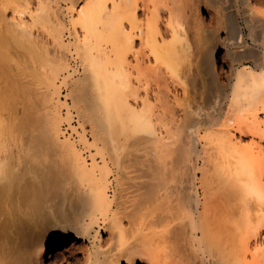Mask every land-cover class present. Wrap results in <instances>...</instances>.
<instances>
[{"label":"bare ground","instance_id":"6f19581e","mask_svg":"<svg viewBox=\"0 0 264 264\" xmlns=\"http://www.w3.org/2000/svg\"><path fill=\"white\" fill-rule=\"evenodd\" d=\"M68 3L70 25L59 0H0V85L42 84L55 104L32 133L79 175L62 181L71 196H15L47 184L16 174L24 152L11 131L28 116L0 115V264H53L61 246L67 264H264V0ZM71 45L83 64L75 78ZM59 82L83 90L75 99L91 103L103 131L101 144L81 136L102 156L91 168L61 138ZM177 109L202 159V190L188 196L166 180L188 162L173 159ZM139 159L164 180L156 195L109 194L107 172Z\"/></svg>","mask_w":264,"mask_h":264},{"label":"rangeland","instance_id":"374dc122","mask_svg":"<svg viewBox=\"0 0 264 264\" xmlns=\"http://www.w3.org/2000/svg\"><path fill=\"white\" fill-rule=\"evenodd\" d=\"M69 1L70 0H59L61 9L64 10L63 12L64 15L62 16L65 21V24L67 25H70V15L67 13V7L69 5L68 3ZM203 12H204L203 14L206 17L207 15L206 11L203 10ZM67 35L68 34H66V38H68L67 39L68 41L70 38ZM70 48L71 51H68L66 53V58L70 63V68H71L70 73L73 72L72 73L73 78L77 76H82L83 64L81 61L82 60L81 56L78 54V52L75 51L73 45H71ZM221 55H223V53ZM220 70L221 68H219V71ZM62 76L65 75L63 74ZM60 82L58 83L61 92L59 108H61L60 112L63 117V121L61 124V130L63 132H61L62 133L61 138L65 139L66 137L68 138L69 136V138L72 141L74 140L76 147L83 152V155L85 156V158L87 159V163L89 164L88 166L91 168L93 166L92 164L94 161H97L99 159L97 162L100 163L103 162L102 158H100L102 156L96 153L98 152V148L96 145L93 144L92 146L90 145L85 146V144L82 142L81 136L83 137L85 135L86 138H88V140L92 141V143L99 142L101 144L103 143L101 142L103 131L99 129L100 128L98 126L99 124H97V122L93 118V111H92L93 109L91 107V103L90 102L87 103V101L82 99L77 101L75 99L76 92L78 93L81 92L79 93V95H81L83 90H81L80 88L78 89L76 88L75 91L73 90V93H71L72 91L71 89L73 87L72 84L69 83L64 85V83H60ZM41 85L42 84H38V83L27 85V87L26 86L6 87L0 85V110H1L0 115L1 114L2 116L5 115L8 118V120L9 118L11 120L12 119L14 120L15 119L14 117H19L20 115L22 116L23 114L28 116L29 119L27 121V124L26 123L23 124L24 127L22 125H17L19 124V122L14 123L15 125H17L16 127L13 128L15 129L14 131L12 130L14 124H11V130L13 131V132L11 131V133L12 134L14 133V135H12L14 136L12 141H15L12 142L14 147L11 148L18 152V147L22 146V150L24 152V154L19 160L17 159H16L17 161L15 160L17 163L14 161V163L17 164L15 166L16 174H20V180L26 183L44 182L45 184L49 185L52 182L54 184V186L52 183L50 185L53 188L44 185L45 189L37 185L36 187V189L38 188L37 190L26 191L24 193L18 192L16 193L15 196H58V195L71 196L72 191H69L70 189L64 187L62 183L66 181L68 182L71 180L72 181L77 180L76 178L79 175H76L77 173L76 171L78 170H75L76 168L75 165L71 164L68 159L63 158L62 156L57 154V152H53V148L50 147L48 144H46L41 137L38 136L36 137L32 133L34 132L32 131V129L33 130L35 129L34 133L38 132L39 128L43 129L45 118H47L52 113V108H54L53 105L55 104L54 102H50L51 96L42 94L43 92L41 91L43 86ZM20 88L22 89V91H20L21 90ZM144 88L146 87L141 88L140 91L141 93L143 92V90L144 92L146 91V89ZM53 91L54 88L50 89V93ZM150 93H151L150 100L151 97H153L152 99H154V96L152 94V89ZM134 101L135 100H133V102ZM154 101H156V99H154ZM141 102L142 101H137L136 105L142 104ZM75 104L77 105V107ZM6 108H8V110ZM6 111L7 112L9 111L8 112L9 114ZM10 112L13 117L10 115ZM181 112H182L181 109H177V112L174 117L175 120L173 119L176 125L175 127L176 133L174 132V136L176 138V137H180L179 135H181L180 139H182V143H179L178 148L173 155V159L175 160V163H177L178 160L182 161L183 159L188 158V162L187 165L182 166L180 169L175 170L171 175H169L166 178V180L169 181L170 183L169 190L173 194V196H175L174 195L175 193L177 196H180L177 194L178 192L179 194H181V196H185V195L188 196L187 195L188 193L195 194L199 190L201 192L202 182H203V177H202L203 172L202 169L199 168V166L201 167L202 159L196 151L193 152L192 150H190L189 139H191V135H189L190 132L188 133L190 128L187 127L186 124L184 125V123H186L187 121L184 120L185 119L184 115ZM13 113L15 116L13 115ZM70 115L72 120L68 119V117L70 118ZM168 118H170V115H168ZM13 122L15 121H12V123ZM177 123H179L180 127L177 126L178 125ZM178 127L179 129H177ZM179 132L180 133L182 132L183 136ZM83 133L84 135H82ZM204 141L206 142L205 139L200 141V143L198 144L200 145L198 146V149L202 147ZM183 142H186L185 144L188 145L186 146L185 144H183ZM18 144L20 145L18 146ZM145 145L146 144L141 145L140 149L142 147V150L146 151V149H150L152 146V144H148L146 146ZM184 146L186 147L184 148ZM187 149L190 150V152L189 151L186 152V156H185V153L183 152L187 151ZM58 155L61 158L57 157ZM26 157L30 159V163L26 162ZM140 160L141 159L137 161H132L128 163L126 167H122V169L119 168V172L117 168L115 170H109V172H107L106 178L104 180L108 182L107 190L109 191V194H113L114 193L113 190L117 189V191H119L118 192L119 196H155L156 195L157 188L163 185L162 183L164 182V180H162L161 177L157 175L156 170L151 163H149L147 160L144 161L142 160L140 162ZM16 179L18 180V178ZM60 180L61 182H59ZM47 188L49 191H51L50 189H52L50 194L44 193L46 192ZM55 191L57 193L59 192V194L58 195L54 194ZM190 191L192 193H190ZM67 243H69L68 244L69 247L70 245H72L73 242L68 241ZM66 247L67 246H61V248L57 247L52 251L51 257L53 260V264H67L66 258L67 255L70 254L71 250H65ZM45 264H48V261L45 260Z\"/></svg>","mask_w":264,"mask_h":264}]
</instances>
